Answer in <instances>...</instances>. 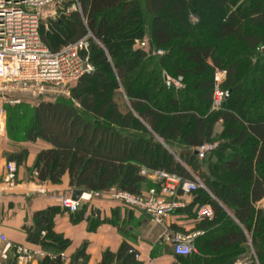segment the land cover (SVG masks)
Wrapping results in <instances>:
<instances>
[{
    "label": "trees",
    "instance_id": "trees-1",
    "mask_svg": "<svg viewBox=\"0 0 264 264\" xmlns=\"http://www.w3.org/2000/svg\"><path fill=\"white\" fill-rule=\"evenodd\" d=\"M77 2L78 10L69 9L71 2L57 8L48 28L41 19L39 35L52 52L86 37L82 56L93 74L70 85L67 95L3 107L14 182L24 171L38 184L66 179L70 191L154 189L159 196L165 180L148 181L141 172H163L180 181L174 196L164 198L189 196L174 213L190 214L202 233L187 264H264V209L256 206L264 198V0ZM217 70L226 74L220 88L228 95L213 110ZM166 78L180 79L181 87H167ZM36 143L44 147L28 168L23 145ZM210 143L216 148L199 159L195 150ZM196 180L204 188L180 190ZM205 205L210 217L198 218ZM57 213L52 207L33 215L31 244L65 250L68 240L52 233ZM128 250L106 251L103 263L139 264ZM74 261L86 264L83 248Z\"/></svg>",
    "mask_w": 264,
    "mask_h": 264
},
{
    "label": "crops",
    "instance_id": "crops-1",
    "mask_svg": "<svg viewBox=\"0 0 264 264\" xmlns=\"http://www.w3.org/2000/svg\"><path fill=\"white\" fill-rule=\"evenodd\" d=\"M141 46L142 43H137L135 47ZM216 129L220 131L221 128L217 125ZM23 146L30 152L26 163L29 168L37 151L44 146L41 143ZM13 149L6 143L4 133L0 132V264L13 263V248L7 251L6 258L2 257L6 242L12 247L25 246L36 252L31 264H48L61 253L65 255L61 264H75V255L82 248L87 255L86 264H116V259H108L103 263L102 256L106 251L116 254L122 245H127L128 251L136 253L138 258L135 260L139 264H187L186 257L174 253L175 245L172 243L177 238L185 237H191L193 243L196 237L202 236L201 232L194 230L197 221L193 220L190 214L182 211L173 213L162 224H153L142 211L116 203L111 198L116 189L84 202L86 210L81 216L75 212H64L60 199L71 198L72 192L68 189L66 179L60 185L38 184L28 179L29 173L19 171L14 183L4 182L5 165L8 163L6 153L12 152ZM148 173L145 176L148 181H156L151 176L153 172ZM149 190L143 189L142 193ZM174 200L181 204V208L191 202V198L185 195ZM256 206L264 209V198ZM52 207L58 209L53 219L52 233L69 242L63 251L50 246L42 248L28 240L27 230L35 228L33 215ZM207 209L211 211L207 205L199 208L197 217H210L203 214ZM192 211L194 213L195 208ZM89 216L95 221H88ZM44 234L41 232L42 237ZM193 249L194 253H197L196 248Z\"/></svg>",
    "mask_w": 264,
    "mask_h": 264
},
{
    "label": "built area",
    "instance_id": "built-area-1",
    "mask_svg": "<svg viewBox=\"0 0 264 264\" xmlns=\"http://www.w3.org/2000/svg\"><path fill=\"white\" fill-rule=\"evenodd\" d=\"M69 2L73 3L74 10H78L77 0H0V99L4 103L9 100L5 95L7 91L19 90L23 92L30 90L32 91V97H35V95L43 94L47 84L70 86L82 76L93 73L94 69L88 57L82 56V53L88 51L86 37L73 44H68L56 52L50 51L40 38L39 25L46 9L59 8ZM157 53L162 54V52ZM225 77V72L221 70H217L214 74L216 84L213 110H218L228 95L227 91L220 88ZM2 84L10 86V88H3ZM166 85L167 87L179 88L180 79L166 78ZM10 103L18 104L19 100H13ZM1 115L2 111L0 110V117H2ZM216 146V143L203 145L195 150V154L199 159H202L205 154L213 151ZM5 169L4 182L7 184L14 183L15 164L8 162ZM141 174L147 176L149 173L142 170ZM151 176L156 180H165V188L159 196H157L154 189H151L142 195L114 191L111 198L116 203L142 211L151 223L160 225L177 208L181 207L179 202L167 201L164 198L174 196L173 189L180 184V181L174 176L159 171L153 172ZM199 185L198 180L195 182L185 181L181 183L180 190L188 194L200 187ZM100 196H102L100 193H83L76 200L65 197L60 199V205L70 212H75L84 202ZM203 214L210 216L211 211L209 209L204 210ZM190 238L175 239L174 253L176 255L185 257L194 253ZM11 248H13L12 264H31L36 256V252L28 247H12L9 242H6L2 252L3 258L6 257L7 251ZM129 253L132 254L133 251H129ZM57 257L61 261L65 259L63 253ZM55 258H52V260ZM135 258H138V256L135 255Z\"/></svg>",
    "mask_w": 264,
    "mask_h": 264
},
{
    "label": "rangeland",
    "instance_id": "rangeland-1",
    "mask_svg": "<svg viewBox=\"0 0 264 264\" xmlns=\"http://www.w3.org/2000/svg\"><path fill=\"white\" fill-rule=\"evenodd\" d=\"M57 8L55 9H46V11L44 12L43 16H42V21L43 23L46 25L45 27L48 28V24L47 22L49 21V19H54V18H57ZM69 9H73L72 6L69 7ZM54 12V13H53ZM44 27V29H46ZM88 42V41H87ZM136 46V44H135ZM170 79H173V80H177V79H174V78H170ZM3 88H7L9 89L10 86L8 85H5V84H2L1 85ZM68 87L69 85H55V84H47L44 88V92L42 95H35V97H32V91L30 90H25V91H19V90H15V91H11V92H6L5 95L8 97L9 100H7V103H4V101H2L0 99V110L2 111V117H0V132L4 133L5 135V125H6V114H5V111H3V107L6 105V106H11V107H14V106H18V105H21V104H28V105H34L38 100L40 99H43V100H52V99H55L59 96H62V95H67V90H68ZM174 87V86H172ZM180 87H181V82H180ZM176 88V87H174ZM10 100H19V103L18 104H15V103H10L12 101ZM7 164V163H6ZM5 168H6V165H5ZM199 186L201 188H204L203 184L199 181ZM170 185V184H168ZM169 187H172V186H169ZM3 257V256H2ZM6 258V257H5Z\"/></svg>",
    "mask_w": 264,
    "mask_h": 264
},
{
    "label": "water",
    "instance_id": "water-1",
    "mask_svg": "<svg viewBox=\"0 0 264 264\" xmlns=\"http://www.w3.org/2000/svg\"><path fill=\"white\" fill-rule=\"evenodd\" d=\"M91 74H93V73H91ZM82 194H83V192H82L81 190H73V191L71 192V199H72V200H76V199H78ZM172 244H173V245H176V242H173Z\"/></svg>",
    "mask_w": 264,
    "mask_h": 264
}]
</instances>
